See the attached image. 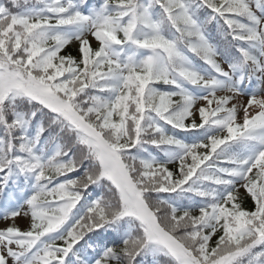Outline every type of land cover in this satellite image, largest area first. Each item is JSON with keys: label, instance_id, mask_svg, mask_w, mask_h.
<instances>
[{"label": "snow or ice", "instance_id": "snow-or-ice-1", "mask_svg": "<svg viewBox=\"0 0 264 264\" xmlns=\"http://www.w3.org/2000/svg\"><path fill=\"white\" fill-rule=\"evenodd\" d=\"M0 264H264V0H0Z\"/></svg>", "mask_w": 264, "mask_h": 264}, {"label": "rangeland", "instance_id": "rangeland-1", "mask_svg": "<svg viewBox=\"0 0 264 264\" xmlns=\"http://www.w3.org/2000/svg\"><path fill=\"white\" fill-rule=\"evenodd\" d=\"M240 99H242V100L246 101V99H247V98H246V97H242V98H240ZM21 223H22V222H21Z\"/></svg>", "mask_w": 264, "mask_h": 264}]
</instances>
